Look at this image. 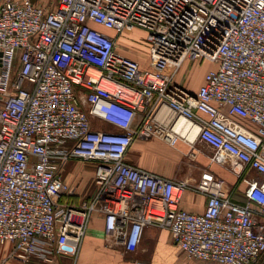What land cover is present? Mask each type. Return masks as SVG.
Wrapping results in <instances>:
<instances>
[{
	"label": "built area",
	"instance_id": "obj_1",
	"mask_svg": "<svg viewBox=\"0 0 264 264\" xmlns=\"http://www.w3.org/2000/svg\"><path fill=\"white\" fill-rule=\"evenodd\" d=\"M134 28L146 31L147 67L118 48ZM187 61L211 64L196 91L176 77ZM180 119L212 159L261 174L239 173L245 203L205 169L194 189L206 208L189 211L180 206L187 180L127 161L137 139L186 138ZM74 159L95 164L82 204L63 200ZM95 212L128 250L157 226L191 259L259 264L264 0H0V264L76 257Z\"/></svg>",
	"mask_w": 264,
	"mask_h": 264
},
{
	"label": "crops",
	"instance_id": "obj_2",
	"mask_svg": "<svg viewBox=\"0 0 264 264\" xmlns=\"http://www.w3.org/2000/svg\"><path fill=\"white\" fill-rule=\"evenodd\" d=\"M99 28L103 29L100 26ZM105 31L115 35L114 30ZM125 35L126 32L119 35L118 43L121 42L127 48ZM121 51L133 57L127 51L122 49ZM207 63L209 64V62ZM210 67L211 64L201 73L200 80L196 85H189L184 75H181L180 78L183 80L180 82L191 91H196ZM180 78L179 80H181ZM180 123L179 121L178 127L187 132L188 125L185 127ZM102 128L113 129V126L106 124ZM213 154L214 149L197 138V128L194 127L187 132L186 138L179 139L175 145L157 137L137 139L127 152L126 159L133 165L175 180H187L188 187L182 194L180 206L189 211L203 212L206 208L207 196L194 189L205 169L225 180L226 187L234 200L245 203L244 190L247 184L241 180L239 173L249 179L260 178L261 174L232 157H226L222 161L214 160L212 159ZM68 165L67 163L66 167ZM94 170L95 164L90 162L78 164L74 168V171L82 174V178H79L80 184L90 176L93 178ZM65 180L69 183L71 178L66 176ZM92 194L93 191L89 194L88 199ZM60 260H73V264H217L189 258L175 243L170 230L157 226H146L141 232L137 248L128 250L115 235L107 233L105 218L101 212L93 214L79 254L76 257L59 258Z\"/></svg>",
	"mask_w": 264,
	"mask_h": 264
},
{
	"label": "rangeland",
	"instance_id": "obj_3",
	"mask_svg": "<svg viewBox=\"0 0 264 264\" xmlns=\"http://www.w3.org/2000/svg\"><path fill=\"white\" fill-rule=\"evenodd\" d=\"M103 29L108 30L106 28ZM125 36L127 39L125 41L127 48H125V46L121 42H119V50L122 49L123 51H127L134 58L139 59L143 66L147 67L149 64V58L148 46L146 43V31L142 28H134L132 30L126 31ZM209 64L206 61H188L187 63H184V65H182L181 69L179 70L180 75L179 72L176 75L177 80H179L181 75H184L187 78L189 85H196L200 80L201 73L205 70L206 67L209 66ZM182 80L183 78L179 81ZM86 163L87 162L81 159H74L68 162L69 165L65 168L63 172V177L65 176L64 178H66V176L71 178V181L67 183V191L63 195V197L65 196V198L67 199L66 202L82 204L84 200H88L89 194L91 193V191H93V178L90 176L85 179L82 184H80L81 181L79 178H82V174L77 173V169L76 171H74V168L77 167L78 164ZM55 264H73V260H60ZM259 264H264V255Z\"/></svg>",
	"mask_w": 264,
	"mask_h": 264
},
{
	"label": "bare ground",
	"instance_id": "obj_4",
	"mask_svg": "<svg viewBox=\"0 0 264 264\" xmlns=\"http://www.w3.org/2000/svg\"><path fill=\"white\" fill-rule=\"evenodd\" d=\"M179 121L181 122L180 124H183V126L187 127V124H185V120L180 119ZM177 130H178L179 132H181V133H185L184 130L182 131L181 128L178 127V125H177ZM186 135H187V134H186Z\"/></svg>",
	"mask_w": 264,
	"mask_h": 264
},
{
	"label": "trees",
	"instance_id": "obj_5",
	"mask_svg": "<svg viewBox=\"0 0 264 264\" xmlns=\"http://www.w3.org/2000/svg\"><path fill=\"white\" fill-rule=\"evenodd\" d=\"M63 200H64V201H67V199L65 198V196L63 197Z\"/></svg>",
	"mask_w": 264,
	"mask_h": 264
},
{
	"label": "water",
	"instance_id": "obj_6",
	"mask_svg": "<svg viewBox=\"0 0 264 264\" xmlns=\"http://www.w3.org/2000/svg\"><path fill=\"white\" fill-rule=\"evenodd\" d=\"M34 1V0H33Z\"/></svg>",
	"mask_w": 264,
	"mask_h": 264
}]
</instances>
